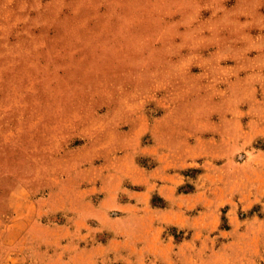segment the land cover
Returning a JSON list of instances; mask_svg holds the SVG:
<instances>
[{
  "label": "rangeland",
  "instance_id": "1",
  "mask_svg": "<svg viewBox=\"0 0 264 264\" xmlns=\"http://www.w3.org/2000/svg\"><path fill=\"white\" fill-rule=\"evenodd\" d=\"M205 1L0 0V264H64L62 257L67 259L65 264H89L86 260L89 252L81 249L110 236L108 233L96 236L94 231L92 239L90 235L77 237L81 241L78 252L74 244L64 250L60 242L73 239V235L57 226L64 223V215L56 211L57 207L55 213L42 219L50 228L36 226L29 236V230L20 227L16 242L14 230L12 234L4 226L20 200L23 202H19L18 209L25 213L29 209L27 198L40 197L41 204L58 206L61 180L74 170L75 166L68 163L74 156H79L85 165L96 154L114 157L130 150L135 151L136 162L149 169L157 165L156 155L147 153L146 157L141 148L149 146L151 150L160 143L157 151H163L169 158L174 155L181 164L202 150L191 147L198 135L207 149L220 150L212 152L215 169L210 166L207 171L213 178H223L220 183H212L218 190L212 191L207 203L216 212L212 211L207 221L211 226L219 223L227 227L230 222L234 226L247 223L250 226L248 231L239 230L241 234L232 231L217 235L218 239L215 235L219 228L214 229V246L198 250L201 259L194 264H250L252 256L259 258L255 264H264V211L261 210L264 197H259L252 210L242 209L234 189L237 174L248 180V186L252 174L263 178L264 135L256 130L248 133L246 129L252 127L248 126L249 115H242L241 127L238 126L243 135L238 136L237 143L234 144L232 129L224 135L231 138L223 148L217 149L210 143L214 141H209V137H223L217 131L218 123L223 110L232 109L234 101L206 102L205 108L201 99L195 101L198 107L193 111L200 110L202 114L198 123L195 120L199 116L182 113L174 121L169 115L171 105L183 103L188 95L193 94L195 99L208 93L222 96L219 91L226 92L227 79L236 76L233 69L236 61L228 55L220 58L219 65H224L221 71L215 67L209 69L203 63L213 47L204 45L202 36L209 29L218 30L213 23L205 26L203 17L210 12ZM209 1L216 6L221 3V0ZM223 3L230 10L228 15L234 16L235 0H223ZM259 7L263 9L264 4ZM243 8L246 9L240 12L243 26L253 31L264 29L260 27L263 20H249L253 19L248 15L249 7ZM181 11L190 17L195 14L194 38L188 33L174 34L176 27L166 22L180 16ZM227 22L223 21V25ZM239 28L232 24L230 30L240 33ZM191 39L194 47L200 46V52L188 76L184 70L169 68L167 61L184 59L183 53L192 48ZM181 41L184 47H179ZM227 91L235 92V89ZM254 92L259 96L264 93L262 88ZM126 93L130 94V100H123ZM242 93L249 95L250 90ZM141 95H146L147 100H139ZM251 105L252 101H242L243 114ZM254 106L257 112L264 109L260 102ZM80 145L81 149L76 150ZM252 152L255 154L251 155ZM250 156L254 169L247 164ZM197 166L185 170L193 179L204 171L200 164ZM193 187L179 191L188 192ZM49 195L52 197L48 202ZM250 198L247 197L248 203ZM154 202L159 205L156 199ZM226 206L234 209L228 215L222 212ZM110 212L116 217L117 211ZM35 215L34 219L42 217L38 212ZM19 220H26V216L22 218L20 214ZM140 222L138 218H129L125 226L118 225L119 233L114 235L129 239L132 244L141 242ZM87 223L89 227L96 226L93 230L97 229V222ZM78 226L84 228L82 224ZM167 231L173 232V228ZM252 234L256 240L244 243ZM28 237H34L35 241L30 242ZM224 238L229 240L223 243ZM134 253L137 254L136 249ZM201 253L209 255H204V259Z\"/></svg>",
  "mask_w": 264,
  "mask_h": 264
},
{
  "label": "crops",
  "instance_id": "2",
  "mask_svg": "<svg viewBox=\"0 0 264 264\" xmlns=\"http://www.w3.org/2000/svg\"><path fill=\"white\" fill-rule=\"evenodd\" d=\"M260 1L262 2L260 3ZM205 2V4L210 6V12L206 13L203 17L205 26L206 24L211 26L213 23V27H217L218 30L211 32L209 29V32L207 31L202 36L203 44L207 47H213V51L205 58L206 60L203 63L209 69L215 67L221 71L224 65H219L220 58L228 55L232 57V60L236 61L233 65L236 76L227 79L226 92L219 91L222 96L208 93V96L196 97L195 99L193 94L188 95L186 98H183V103L171 105L169 115L171 114L174 121L182 113L193 117L199 116L195 120L198 123L202 120V114L200 110L197 113L193 111L197 106L195 101L201 99L204 102V108L207 105L206 102L234 101L233 108L228 110L229 112L226 109L223 110L222 120L218 123L217 131L222 133L223 137H209V141H214L210 143L216 145L217 149H219L223 148L226 141H229L231 138L230 136H224L230 132V129L234 131V144L240 140L238 136L243 135L239 130L241 127L240 122L243 120L242 115H249L247 122L248 126L252 127L246 129L248 133L251 130H256L258 133H262L261 135H264V109L261 112H257L258 110L254 109L256 108L254 104L257 102H260L264 108V93L259 96L254 92L257 88H262L264 92V29L257 31L247 29L243 26L241 22L243 19L240 16L241 10H246L243 8L246 5L249 7L248 15L253 18L249 20L260 18L263 20H261L262 24L260 23V27H264V8L262 7L263 9H261L259 7L260 4H264V0H235L234 16L228 15L230 10H228L227 6L223 7V0H221L222 4L220 3V6H216V3H212L209 0ZM226 20L229 22L223 25V21ZM166 22H172L171 25L176 27V33L174 34L179 35L178 33H180L182 35L188 33V36H193L194 38L196 28L195 14L192 13L190 17L189 14H184L181 11L180 16L172 18L170 21L166 20ZM232 24L240 27V33L230 30ZM226 25L228 26V30H226ZM192 39L189 44L192 48L183 53L186 54L184 59H180L179 61L171 59L167 61L169 68L172 70H184V73L188 76L190 75V70L194 68L196 55L200 52V46L197 44L194 47ZM178 45L179 47H184L185 43L181 41ZM253 63H256V65H253ZM245 68H249L252 71L242 72V69ZM228 88L230 90L234 88L235 92L227 91ZM245 89L250 90L249 95L242 93ZM129 95L128 93L124 94L123 100H130ZM139 100L144 102V100H147V96L141 95ZM243 100L253 102L250 109L245 110L246 114H243V108L240 106ZM204 110L206 111V109ZM255 112L256 114H254ZM230 124L238 127V130L236 128L234 130ZM197 131L200 130L198 129ZM187 142L189 141L187 140ZM202 142L203 139H200L199 135L196 136V140L193 143L194 146L192 145L191 147L195 151L202 150L197 155L193 154V158H185L181 164H178V158H175L174 155L169 158V156H164L163 151H157L160 143L156 144V148L151 150L149 146H143L141 148L142 153L145 156L147 153H155L156 160L158 161L154 168L149 169L140 166L136 162L135 151L132 152L130 150L114 157L105 156L103 158V155L99 157V154H96L93 160L85 165H83V160L76 155L68 162L75 166L74 170L66 176V179L62 178L61 180L62 187L59 190L60 200L58 206H52L47 203V201H50L51 195L48 196L49 198L45 202L48 205L41 204L42 198L40 197V199L27 198L26 202L29 209L25 213L24 211L20 212V208L18 209L19 202H23L20 200L11 211V220L4 223V226L11 229V233L14 230V235L16 236L13 241L16 242L20 227H26L29 230V236L31 235L30 230L36 226L44 229L50 228L49 224H46L44 221L42 223V219L49 214L55 213L53 211L57 207L56 211L64 215V223L57 226L61 231L73 235V239L69 238L64 241L59 239V241H62L60 244L64 247V250L67 249L68 245L74 244L75 249H77L76 252H78V249L81 248L79 247L81 241L77 237L90 235L92 239L94 231H96V236L100 234L105 235V233L110 234L108 238L102 241L101 239L100 241L95 240L91 246L81 249V252H89L86 259L89 261V264H194V262H198L201 259L197 251L202 250L205 246L206 248L207 246H214L217 235H224V233L232 231L241 234L239 230L248 231L250 226V223L243 224L242 226L236 224L234 226L231 222L227 227H222V225H218L219 223L211 226L210 221H207L211 212H216L215 209L211 211L208 204V196H211L212 191L218 190L217 187L212 186V183H220L223 178L216 176L213 178L212 174L207 171L210 166H213V169H215V154L212 152L220 150L207 149V146L202 144ZM78 148L81 149V145L76 147V150ZM253 154L255 153L252 152L251 155ZM252 158L250 156L247 159V164L249 163L252 169H254ZM197 164H200L204 171L198 173L193 179L185 170L198 167ZM262 173L264 175V171ZM246 181L248 180L244 179L242 174H237L235 176L234 189L236 191L237 203L240 207L252 210L257 205L259 197H264V176L259 179L258 176L252 174L249 181L250 186L247 185ZM189 186L195 187L188 192L179 191L180 188H187ZM136 187L140 189H135ZM249 196L252 198H250V203L247 200ZM45 199L46 196L43 197V200ZM155 199L159 205H156ZM263 202L262 211H264ZM194 210L198 211L199 214H195ZM233 210V206H226L222 212H224V215H228ZM110 211H117L116 217ZM37 212L42 217L34 219ZM20 214L22 218L26 216V220H21V222L19 220ZM132 217L142 220L139 223V227L143 228V235L140 238L141 242H135L134 244L129 239H120L114 235L116 232L119 233L118 225L121 223L125 226V221ZM31 218L33 219L31 220ZM149 218L151 219L149 220ZM90 220L95 223L97 222L96 230H93L96 226L89 227L87 222ZM246 220L250 221L251 219L246 218ZM79 224H82L84 228H79ZM244 225L246 229L243 228ZM146 228L149 229L146 230ZM169 228H173V232L167 231ZM218 228L219 232L216 233L214 238L212 232ZM252 229L251 227V231ZM253 236L245 238L243 240L244 243H253L256 240V235ZM29 238L30 242L35 241L34 237ZM219 240L221 239L219 238ZM228 240L229 238L226 240L224 238L222 242L224 243ZM128 249L130 252L127 251ZM135 249L137 254L134 253ZM96 252L100 254L96 255ZM201 255L204 257V255L208 256L209 254L201 253ZM12 259L15 260V258ZM62 261L65 264L64 261H67V259H63L62 257ZM258 261L259 258L253 256L249 259L250 264H255Z\"/></svg>",
  "mask_w": 264,
  "mask_h": 264
}]
</instances>
